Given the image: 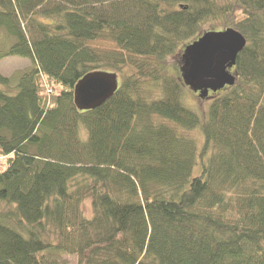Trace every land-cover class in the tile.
Returning <instances> with one entry per match:
<instances>
[{
  "label": "trees",
  "instance_id": "16d2710c",
  "mask_svg": "<svg viewBox=\"0 0 264 264\" xmlns=\"http://www.w3.org/2000/svg\"><path fill=\"white\" fill-rule=\"evenodd\" d=\"M220 21L246 44L193 81ZM184 43L201 99L230 86L203 117L168 68ZM12 56L31 65L0 71V264H264V0H0ZM95 70L120 86L81 110Z\"/></svg>",
  "mask_w": 264,
  "mask_h": 264
},
{
  "label": "water",
  "instance_id": "95a60500",
  "mask_svg": "<svg viewBox=\"0 0 264 264\" xmlns=\"http://www.w3.org/2000/svg\"><path fill=\"white\" fill-rule=\"evenodd\" d=\"M206 47L198 48L191 55L189 77L193 81L215 77L213 70L217 53L225 49L231 53L235 63L237 54L246 44L245 37L235 28L229 27L212 32ZM119 76L113 71L95 70L84 75L75 85L74 101L81 110L94 109L108 100L119 88Z\"/></svg>",
  "mask_w": 264,
  "mask_h": 264
},
{
  "label": "rangeland",
  "instance_id": "374dc122",
  "mask_svg": "<svg viewBox=\"0 0 264 264\" xmlns=\"http://www.w3.org/2000/svg\"><path fill=\"white\" fill-rule=\"evenodd\" d=\"M212 28H217L214 32H219L221 30L226 29V27L224 28V22L223 21H220L219 23L212 24L207 29H212ZM203 31L205 32L206 30L203 29ZM201 34H202V32L199 34V36ZM185 44L186 43H184L183 45H181L179 47V50L175 54L176 57H172L173 61H169L168 68H169V71L171 72V74L174 75L179 80V82L181 83V86H182V89L184 92V102L186 104H188L189 106H191L192 108H194V110H196L201 115V117H203L204 114L202 112V109L207 108L209 106V103L211 102L212 98H215L216 96L224 93L226 90H228L230 88V86L226 85L224 88L220 89L218 91L217 95H214V93L211 92L209 97H207V99H205V97H204V99H201L199 97L198 93L194 91L192 86H190L187 83V81H185V79L182 75V72H181L180 63H179V58L181 55L179 56V52L181 54H183L182 51H184ZM188 44H190V43H188ZM30 65H31V61L27 58H23L20 56L6 57L0 61V71L3 75L11 77V76L16 75V73H18L19 71L26 70L27 68L30 67ZM119 83H120V81H119ZM196 128H198V127H196ZM190 133H192L193 136L197 137L198 146L201 147L203 142H204V137H203V134L200 131V129L193 130ZM9 210H10V208L8 205H6L4 203H0V211H9ZM84 210H85V213L87 215H90V216L92 215L93 206H92V201L90 199H87L84 201ZM66 258H67V264H76V257L75 256H66Z\"/></svg>",
  "mask_w": 264,
  "mask_h": 264
},
{
  "label": "bare ground",
  "instance_id": "6f19581e",
  "mask_svg": "<svg viewBox=\"0 0 264 264\" xmlns=\"http://www.w3.org/2000/svg\"><path fill=\"white\" fill-rule=\"evenodd\" d=\"M54 259H61V256H53ZM63 260H64V257H63ZM62 260V261H63Z\"/></svg>",
  "mask_w": 264,
  "mask_h": 264
},
{
  "label": "built area",
  "instance_id": "2783aa9c",
  "mask_svg": "<svg viewBox=\"0 0 264 264\" xmlns=\"http://www.w3.org/2000/svg\"><path fill=\"white\" fill-rule=\"evenodd\" d=\"M49 92H51V90H49Z\"/></svg>",
  "mask_w": 264,
  "mask_h": 264
}]
</instances>
